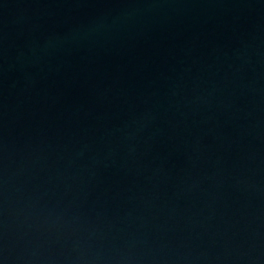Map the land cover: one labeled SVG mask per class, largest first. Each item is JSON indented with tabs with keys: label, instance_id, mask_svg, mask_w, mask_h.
<instances>
[{
	"label": "water",
	"instance_id": "1",
	"mask_svg": "<svg viewBox=\"0 0 264 264\" xmlns=\"http://www.w3.org/2000/svg\"><path fill=\"white\" fill-rule=\"evenodd\" d=\"M0 264H264V0H0Z\"/></svg>",
	"mask_w": 264,
	"mask_h": 264
}]
</instances>
